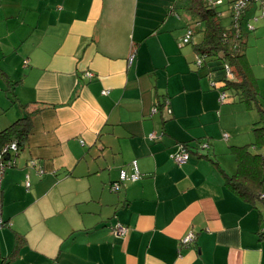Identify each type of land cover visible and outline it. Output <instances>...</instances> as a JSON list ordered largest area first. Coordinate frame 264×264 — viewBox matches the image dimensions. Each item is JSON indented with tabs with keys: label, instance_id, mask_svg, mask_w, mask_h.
Returning a JSON list of instances; mask_svg holds the SVG:
<instances>
[{
	"label": "crops",
	"instance_id": "obj_1",
	"mask_svg": "<svg viewBox=\"0 0 264 264\" xmlns=\"http://www.w3.org/2000/svg\"><path fill=\"white\" fill-rule=\"evenodd\" d=\"M173 5L0 0V131L30 114L0 181V264H264L262 208L224 184L259 115L233 93L219 101L217 67L192 71ZM252 24L245 56L254 32L264 54V17Z\"/></svg>",
	"mask_w": 264,
	"mask_h": 264
},
{
	"label": "trees",
	"instance_id": "obj_2",
	"mask_svg": "<svg viewBox=\"0 0 264 264\" xmlns=\"http://www.w3.org/2000/svg\"><path fill=\"white\" fill-rule=\"evenodd\" d=\"M176 9L183 10L188 16L186 27L193 30V35L201 34L202 39L199 44L194 45V48L200 55L199 57H202L204 65L211 69L216 67V64L211 63L213 60L209 61V64L205 60L212 56L216 58L214 62L219 64V60H221L224 66L228 65L231 69L232 79H223L220 83L219 88L222 89V92L229 89L238 96L241 102L255 109L259 115L258 123L262 125L258 124L253 127V142L249 145L229 148V152L236 162V171L231 176L225 175L224 184L242 201L254 207L260 206L262 218L264 217L262 215V210H264V154L261 153V150H264V108L259 102L257 80L244 55L245 39L248 32L231 31L230 14L228 15L230 25L224 26L219 6L209 7L204 0H174L173 10ZM255 9L246 10L243 20L251 18L250 15L247 18V15ZM210 64L212 65L210 66ZM22 109L25 110L26 107L23 106ZM26 113L25 116L0 131V160L4 158L3 148L9 143L16 141L20 148L25 142L30 130V114ZM183 146L190 152L186 144ZM260 234L261 237H264V231H261Z\"/></svg>",
	"mask_w": 264,
	"mask_h": 264
},
{
	"label": "built area",
	"instance_id": "obj_3",
	"mask_svg": "<svg viewBox=\"0 0 264 264\" xmlns=\"http://www.w3.org/2000/svg\"><path fill=\"white\" fill-rule=\"evenodd\" d=\"M204 2L209 6V7H220L222 5V0H204ZM258 8L257 10H260V15L259 16H252L249 19H244L243 20V14L245 13L246 10L251 9V8ZM228 8H229V14L231 16V31H235L236 33L239 32H251L253 31V22H257L258 19L264 17V0H228ZM222 16V14H221ZM193 30L190 27H186L185 33L181 38V43L182 44H189L193 38ZM226 36V34H224ZM196 63L198 66L203 64V59L202 57L197 56L196 58ZM225 70L227 71V76L229 79H232L233 75L231 72V69L229 68L228 65H225ZM227 99V96L225 92H221L219 95V101L220 102H225ZM157 108H153V112H156ZM150 137H153L150 136ZM206 144H202V148H206ZM19 147L17 145L16 141H13L9 143L7 146H5L2 150V153L4 154V158L0 160V181L1 177L7 167H10L12 163L14 162L15 158L14 156L18 152ZM13 154V155H12ZM190 156V152L187 148H185L183 145H180L175 153L171 155V158L173 162L178 165H184L188 162ZM139 177V174L137 170L130 175L127 176V174L122 171L119 175V181H127V180H136ZM26 187H29V183H25ZM119 189L118 184H113L111 186V190L116 192ZM0 196H1V188H0ZM3 222L0 221V227L3 226ZM113 232L119 236H124L127 232V229L123 227L120 224H117L113 228ZM194 234L193 233H188L185 237L182 238L181 244L182 245H188L191 243L194 239Z\"/></svg>",
	"mask_w": 264,
	"mask_h": 264
},
{
	"label": "rangeland",
	"instance_id": "obj_4",
	"mask_svg": "<svg viewBox=\"0 0 264 264\" xmlns=\"http://www.w3.org/2000/svg\"><path fill=\"white\" fill-rule=\"evenodd\" d=\"M167 0H151V2L155 5H157V6H162L163 5V3H165ZM222 5H220V7H219V11L221 12V14H222V18H223V20H222V23H223V25L224 26H229L230 25V18L228 17V15H229V10H228V0H222ZM6 4H8L7 3V1H5L4 2V5H6ZM258 8L256 7V10L254 11V13H255V15H257V16H259L260 15V10H257ZM178 11V14L176 15V17L178 16V28L179 27H181L182 26V30H183V32L185 33V26H186V22H187V20H188V16L186 15V13L183 11V10H177ZM0 14H1V11H0ZM2 24H1V22H0V31H1V29H2ZM184 33H183V35H184ZM257 32H254V33H252L250 36H249V39H248V44H247V48H246V56H250V60H251V64L252 65H254V68L255 69H258V62L260 61L259 60V58L257 57V56H264V54H262V47L261 46H257L256 47V45H255V42L257 41L256 39H255V37H256V34ZM201 39H202V36H201V34H199V35H196L193 39H192V42L191 43H193V44H198V43H200V41H201ZM191 43L190 44H188L187 46L188 47H191ZM205 60H207V63L210 61H212L213 60V62H211L212 64H216V67L217 68H215L214 69V71L211 73L212 74V77L214 78V79H216L217 81H219V80H223V79H229V77L227 76V71L225 70V66L222 64V62H221V60H219V64H218V62L216 63V61L214 62V60H216V58H214V57H208V59H205ZM205 62V61H204ZM209 62V63H210ZM208 63V64H209ZM207 69V67H206V65H204V63L202 64V65H200V66H198V64L195 62V61H193V63L191 64V69H192V71L193 72H196V73H198V74H202L203 73V75H205V74H207L206 73V69ZM258 71V70H257ZM201 72V73H200ZM204 78H206L207 79V81H209V78H208V75H206ZM213 78H211V81H213L214 79ZM213 79V80H212ZM201 80L202 81H205L203 78H201ZM262 81V80H261ZM262 83V82H261ZM1 84L2 83H0V86H1ZM220 84V83H219ZM0 89H2V86L0 87ZM1 91V90H0ZM227 93H229V94H232V92L228 89L227 91H226V96H231V95H228ZM261 97V96H260ZM231 98V97H230ZM259 102L261 103V106H264V99H260L259 100ZM258 122H259V120H258ZM258 122H256V124L254 125V126H258ZM259 125H262V124H259ZM261 153L262 154H264V150H262L261 151ZM231 158V157H230Z\"/></svg>",
	"mask_w": 264,
	"mask_h": 264
}]
</instances>
